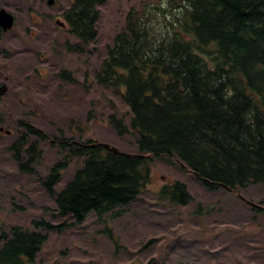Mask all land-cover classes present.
<instances>
[{
	"label": "trees",
	"instance_id": "1",
	"mask_svg": "<svg viewBox=\"0 0 264 264\" xmlns=\"http://www.w3.org/2000/svg\"><path fill=\"white\" fill-rule=\"evenodd\" d=\"M105 2L70 0L64 16L77 39L74 49L97 39L98 7ZM106 51L95 77L129 105V124L117 111L109 121L122 137L137 131L138 153H116L93 138L57 136L51 146L57 143L62 157L43 183L59 215L76 222L91 211L120 215L147 188L156 159L179 162L211 190L240 194L249 183L264 186V0H179L131 9ZM61 76L72 81L65 71ZM21 122L26 130L9 150L18 168L32 172L42 159L34 138L48 136ZM74 160L83 165L56 191ZM159 199L194 202L180 180L162 186ZM247 202L256 215L264 214L263 204ZM2 237L0 264H37L48 240L47 233L22 226Z\"/></svg>",
	"mask_w": 264,
	"mask_h": 264
},
{
	"label": "rangeland",
	"instance_id": "2",
	"mask_svg": "<svg viewBox=\"0 0 264 264\" xmlns=\"http://www.w3.org/2000/svg\"><path fill=\"white\" fill-rule=\"evenodd\" d=\"M172 1L179 2L106 0L98 7L97 39L82 45V50L74 49L76 37L60 29L61 47L48 66L40 52L27 50L31 44L27 39L19 37L14 44L10 36L0 42V65L7 73L13 72L6 93L0 95V127H4L0 131V248L5 242L3 232L11 234L12 227L22 226L48 234L37 264H264V214L256 215L247 202L264 205L261 184L249 183L240 194L225 188L211 190L179 162L156 159L147 188L120 215L99 216L91 211L84 221L76 222L71 215L58 214L55 198L43 183L51 166L62 157L57 143L51 146L57 136L93 138L120 151L138 153L137 131L131 128L122 137L109 121L117 111L119 116L127 115L129 124V105L113 87L98 83L96 71L131 9L141 11ZM56 5L46 6L48 12L65 20L63 12L70 0H57ZM17 52L21 53L7 58ZM44 68L48 75L41 74ZM62 71L72 81L62 77ZM23 120L48 136L34 138L42 159L32 165V172L18 168L9 150L26 130ZM82 165L81 160H74L56 191ZM174 180L187 183L194 202L180 206L159 199L161 187ZM36 220L62 227L48 229L37 226Z\"/></svg>",
	"mask_w": 264,
	"mask_h": 264
},
{
	"label": "flooded vegetation",
	"instance_id": "3",
	"mask_svg": "<svg viewBox=\"0 0 264 264\" xmlns=\"http://www.w3.org/2000/svg\"><path fill=\"white\" fill-rule=\"evenodd\" d=\"M51 1L53 2L51 3ZM56 2L57 0H0V11L9 12L14 17L13 26L8 30H5L0 24V42L10 36L11 42L14 44H17L19 37L23 40L27 39L28 43H31L30 46L26 44L27 50L40 52V58L46 60L45 65L48 66L53 59L57 58L59 47H61V41L59 42L57 38L58 32L62 28L70 30L66 18L62 20L60 15H53L48 12L46 6L49 8L56 7ZM20 53H12L7 58H12ZM2 56L3 51L0 50V58ZM12 73H7L0 65V87L5 83L8 89ZM57 73L59 72L55 71L53 75L57 76ZM41 74L48 75L47 68H44V72Z\"/></svg>",
	"mask_w": 264,
	"mask_h": 264
},
{
	"label": "water",
	"instance_id": "4",
	"mask_svg": "<svg viewBox=\"0 0 264 264\" xmlns=\"http://www.w3.org/2000/svg\"><path fill=\"white\" fill-rule=\"evenodd\" d=\"M53 1H51L52 3ZM13 23H14V17L11 13L9 12H6V11H0V24L4 27L5 30H8L9 28H11L13 26ZM61 24H64V23H61ZM7 91V86L6 84L4 83L1 87H0V95H4ZM0 131H4V127H0ZM6 133L7 134H10L11 131L10 130H6ZM103 146H105L107 149L113 151V152H118L120 153L121 151L115 147V146H112L110 145L109 143H104L102 142L101 143ZM252 203V202H251ZM254 204V203H252Z\"/></svg>",
	"mask_w": 264,
	"mask_h": 264
}]
</instances>
